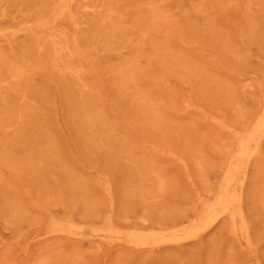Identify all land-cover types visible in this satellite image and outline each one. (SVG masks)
Instances as JSON below:
<instances>
[{
  "label": "rangeland",
  "instance_id": "374dc122",
  "mask_svg": "<svg viewBox=\"0 0 264 264\" xmlns=\"http://www.w3.org/2000/svg\"><path fill=\"white\" fill-rule=\"evenodd\" d=\"M0 264H264V0H0Z\"/></svg>",
  "mask_w": 264,
  "mask_h": 264
},
{
  "label": "bare ground",
  "instance_id": "6f19581e",
  "mask_svg": "<svg viewBox=\"0 0 264 264\" xmlns=\"http://www.w3.org/2000/svg\"><path fill=\"white\" fill-rule=\"evenodd\" d=\"M83 5V4H82ZM33 28V27H32ZM34 33V32H33ZM35 36V35H34ZM37 37V36H36ZM39 39V38H38Z\"/></svg>",
  "mask_w": 264,
  "mask_h": 264
}]
</instances>
